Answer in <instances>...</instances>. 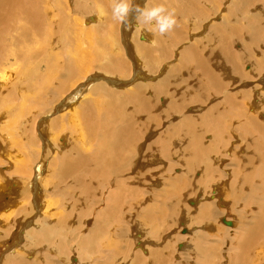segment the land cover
I'll return each instance as SVG.
<instances>
[{
	"label": "bare ground",
	"instance_id": "obj_1",
	"mask_svg": "<svg viewBox=\"0 0 264 264\" xmlns=\"http://www.w3.org/2000/svg\"><path fill=\"white\" fill-rule=\"evenodd\" d=\"M132 2L0 0V264H264V0Z\"/></svg>",
	"mask_w": 264,
	"mask_h": 264
},
{
	"label": "clouds",
	"instance_id": "obj_2",
	"mask_svg": "<svg viewBox=\"0 0 264 264\" xmlns=\"http://www.w3.org/2000/svg\"><path fill=\"white\" fill-rule=\"evenodd\" d=\"M131 14H135L138 24L151 27L160 35L171 32L177 26L175 11L164 3L140 7L134 6L132 0H112L111 15L113 20L127 25Z\"/></svg>",
	"mask_w": 264,
	"mask_h": 264
},
{
	"label": "rangeland",
	"instance_id": "obj_3",
	"mask_svg": "<svg viewBox=\"0 0 264 264\" xmlns=\"http://www.w3.org/2000/svg\"><path fill=\"white\" fill-rule=\"evenodd\" d=\"M176 116H177V115H175L174 117L176 118ZM174 117H173V118H174ZM173 118H172V119H173ZM172 119H171V120H172ZM175 123H176V122H175ZM223 211H224V210H223ZM224 213H225V216H226V213H228L227 215H230V214H231V212H224Z\"/></svg>",
	"mask_w": 264,
	"mask_h": 264
}]
</instances>
